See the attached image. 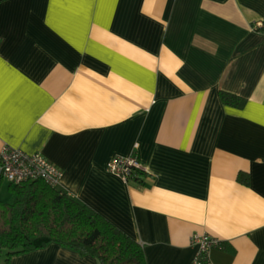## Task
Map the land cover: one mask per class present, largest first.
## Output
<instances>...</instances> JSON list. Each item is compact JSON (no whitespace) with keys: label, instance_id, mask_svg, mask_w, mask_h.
Segmentation results:
<instances>
[{"label":"crops","instance_id":"crops-1","mask_svg":"<svg viewBox=\"0 0 264 264\" xmlns=\"http://www.w3.org/2000/svg\"><path fill=\"white\" fill-rule=\"evenodd\" d=\"M259 20L264 0H0V148L42 152L148 264H194L195 232L222 241L206 264H264ZM131 154L129 181L108 170ZM9 264L100 262L51 242Z\"/></svg>","mask_w":264,"mask_h":264},{"label":"trees","instance_id":"trees-1","mask_svg":"<svg viewBox=\"0 0 264 264\" xmlns=\"http://www.w3.org/2000/svg\"><path fill=\"white\" fill-rule=\"evenodd\" d=\"M226 104L246 98L223 90ZM4 179L0 173V186ZM11 200L0 198V251L15 254L58 242L95 256L100 264H148L144 246L105 215L42 178L10 183Z\"/></svg>","mask_w":264,"mask_h":264},{"label":"built area","instance_id":"built-area-1","mask_svg":"<svg viewBox=\"0 0 264 264\" xmlns=\"http://www.w3.org/2000/svg\"><path fill=\"white\" fill-rule=\"evenodd\" d=\"M264 26L259 20L255 28ZM143 167L137 155H116L108 162V170L129 181L134 172ZM0 173L12 183L42 178L53 186H57L63 171L51 162L42 152H29L23 148L4 144L0 148ZM221 239L208 232H195L191 236V244L196 248L193 256L194 264H206L213 248L220 246Z\"/></svg>","mask_w":264,"mask_h":264},{"label":"rangeland","instance_id":"rangeland-1","mask_svg":"<svg viewBox=\"0 0 264 264\" xmlns=\"http://www.w3.org/2000/svg\"><path fill=\"white\" fill-rule=\"evenodd\" d=\"M11 194L12 193H11L9 186H8V180L4 178L2 183H1V186H0V198L11 200L12 199ZM4 251H5L4 253H6V250H4Z\"/></svg>","mask_w":264,"mask_h":264}]
</instances>
